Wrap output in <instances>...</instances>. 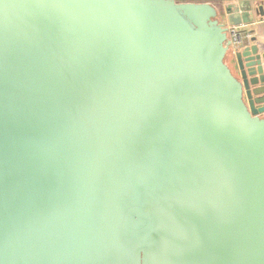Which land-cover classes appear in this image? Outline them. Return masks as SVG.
Returning <instances> with one entry per match:
<instances>
[{"label": "water", "instance_id": "95a60500", "mask_svg": "<svg viewBox=\"0 0 264 264\" xmlns=\"http://www.w3.org/2000/svg\"><path fill=\"white\" fill-rule=\"evenodd\" d=\"M0 264H264V2L0 0Z\"/></svg>", "mask_w": 264, "mask_h": 264}, {"label": "built area", "instance_id": "2783aa9c", "mask_svg": "<svg viewBox=\"0 0 264 264\" xmlns=\"http://www.w3.org/2000/svg\"><path fill=\"white\" fill-rule=\"evenodd\" d=\"M240 2V3H253V2H264V0H176V2ZM230 38L232 40L233 49H241L248 45L253 37L250 34L243 32L230 31Z\"/></svg>", "mask_w": 264, "mask_h": 264}, {"label": "crops", "instance_id": "0c3cea01", "mask_svg": "<svg viewBox=\"0 0 264 264\" xmlns=\"http://www.w3.org/2000/svg\"><path fill=\"white\" fill-rule=\"evenodd\" d=\"M255 3H261V2H253L252 4H255ZM250 4H251V3H250ZM252 4H251V5H252ZM254 31H255V32H253L252 34H250L251 37L256 36V34H257V28H256ZM245 34H248V33L245 32ZM249 44H250V42L248 43V45H249Z\"/></svg>", "mask_w": 264, "mask_h": 264}]
</instances>
